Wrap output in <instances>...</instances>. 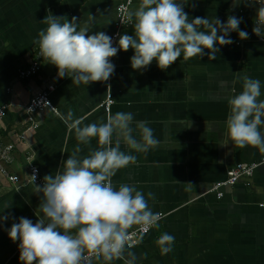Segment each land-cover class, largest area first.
Instances as JSON below:
<instances>
[{"label": "crops", "instance_id": "0c3cea01", "mask_svg": "<svg viewBox=\"0 0 264 264\" xmlns=\"http://www.w3.org/2000/svg\"><path fill=\"white\" fill-rule=\"evenodd\" d=\"M121 1L0 0V107L8 105L0 120V208L9 203L0 216L10 214L7 221L0 220V264H26L20 260V241H13L6 227H11L13 216L16 222L21 216L34 223L39 219L43 193L37 192L36 185L42 186L46 175L54 176L78 144L80 157L101 147L98 138L89 144L77 140L75 130H69L61 118L69 110L74 119L83 118L82 125L102 118L106 121L109 114L118 111H131L136 120H147L160 140L146 152L121 143V150L132 152L137 160L112 177L114 184H135L145 195L154 193V197H147L149 206L164 214L159 227L153 226L128 249L136 253L137 264H264V207L260 206L264 203V165L236 184L222 187V197L212 190L237 163L264 157L258 146L235 145L225 134L228 97L243 90L240 77L247 73L264 81V41L253 31L258 3L242 2L234 7V0H189L185 5L190 18L216 16L226 22L229 15L243 17L240 29L246 30L249 38L241 39L237 31L231 32L234 42H217L220 52L215 59L208 55L183 59L182 54L166 69L154 59L140 70L131 65L134 49L129 47L111 58L116 69L106 82L77 85L67 74L60 77L58 66L47 59L36 75L18 77V70L34 59L39 45L33 38L48 27L47 18L56 15L61 22L71 21L77 30L89 29V35L99 31L111 35ZM136 3L138 0L132 7ZM133 24L134 18L122 34H134ZM47 83L55 85L51 93L55 110L39 113V128L27 130L26 105ZM109 93L114 104L107 112L101 105ZM22 133L25 139L20 140ZM9 143L14 149L11 160L5 162L1 157ZM30 164L39 166L41 184L29 181ZM2 167L18 175L20 181L10 182ZM165 231L176 237L173 251L166 255L156 243ZM94 264L125 261L120 258Z\"/></svg>", "mask_w": 264, "mask_h": 264}, {"label": "clouds", "instance_id": "9594fccd", "mask_svg": "<svg viewBox=\"0 0 264 264\" xmlns=\"http://www.w3.org/2000/svg\"><path fill=\"white\" fill-rule=\"evenodd\" d=\"M188 2L138 0L128 10V16L134 18V34L117 33L116 45L106 32L89 35V29L77 30L74 23L61 22L56 15L47 18L48 27L41 29L33 40L39 45L40 56L58 66L60 77L67 74L73 83L89 85L109 80L116 69L110 58L121 49H134L130 58L134 69L143 70L154 59L160 68L166 69L182 54L183 59L204 55L215 59L220 52L217 42L232 44L233 31L241 39L249 38V33L240 29L243 17L229 15L226 22L216 16L190 18L185 11ZM242 2L259 4L253 31L264 38V0H234L233 6ZM240 79L243 90L228 97L230 113L225 134L235 145L258 146L264 151V81L247 73ZM61 118L69 130H75L79 142L89 144L92 138H98L101 147L80 157L78 144L54 176L48 174L42 186L36 185L37 192L43 195L35 223L25 216L19 217L18 222L12 217L14 222L6 231L13 241H20V260L26 264H94L123 258L125 264H137L136 253L128 250V229L139 225L146 232L153 226L159 227L161 213L149 206L147 197H154V193L145 195L135 184H114L112 177L137 160L132 152L121 150V143L136 152H146L160 144L155 130L147 120H136L131 111H118L109 114L106 121L102 118L83 125V118L74 119L71 110L61 114ZM37 173L38 169H34V180ZM6 207L7 202L0 211ZM9 215L0 216V220L7 221ZM175 239L174 234L166 231L158 237L156 243L162 254L173 251Z\"/></svg>", "mask_w": 264, "mask_h": 264}, {"label": "built area", "instance_id": "2783aa9c", "mask_svg": "<svg viewBox=\"0 0 264 264\" xmlns=\"http://www.w3.org/2000/svg\"><path fill=\"white\" fill-rule=\"evenodd\" d=\"M134 1L135 0H131V2L130 0H123L117 6L116 26H115V30L110 35L113 37L114 45L118 44L119 41V36L117 35V33L122 34L123 28L127 27L132 23V18L128 16V10L131 9ZM254 26H255V21H254ZM259 38L261 41H264V38L260 36ZM40 55H41L40 48L38 47V49L35 52L34 59L30 63V65L26 68H20L18 70L19 78L21 79L30 78L33 75H36L40 71L42 63L46 59ZM54 90H55V85L52 83H47L44 87L41 88V90L38 93H36L31 97L25 108L27 130H35L39 128L40 123L37 119V115L39 113L47 110H55V107L51 100V93ZM113 104H114V98L112 94L109 93L107 95L106 100L102 103L101 106L107 112H110ZM7 110H8L7 104H3L0 107V120H2L5 117V115L7 114ZM18 137L20 140H23L25 139V134L22 133ZM13 149H14L13 143H9L5 146V149L1 157L3 161L9 162L11 160V152L13 151ZM262 165H264V157L259 161L239 162L228 170V175L226 179L219 181L213 185L212 190L217 192L218 197H222L224 195L223 191L221 190L222 187L228 185H234L239 181L241 177L253 175L256 169ZM34 169H38L36 180H34L33 177L31 176L33 174ZM1 170L3 171V173L6 175L7 179L10 182L18 183L20 181V177L18 175L11 174L4 167H2ZM28 179L30 182L35 184H41L43 182L40 176V168L38 165L30 164ZM260 206L264 207V203H261ZM163 217L164 214L161 213V218ZM151 228H149L148 231L145 232L139 225H137L134 228L128 230L131 235V240H130L131 247L137 245L140 242L141 237L149 233Z\"/></svg>", "mask_w": 264, "mask_h": 264}]
</instances>
